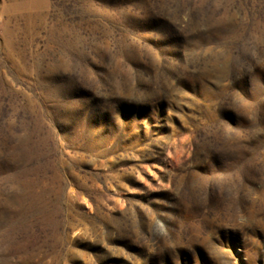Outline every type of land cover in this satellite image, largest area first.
Masks as SVG:
<instances>
[{
	"label": "rangeland",
	"instance_id": "obj_1",
	"mask_svg": "<svg viewBox=\"0 0 264 264\" xmlns=\"http://www.w3.org/2000/svg\"><path fill=\"white\" fill-rule=\"evenodd\" d=\"M0 264H264V0H0Z\"/></svg>",
	"mask_w": 264,
	"mask_h": 264
}]
</instances>
